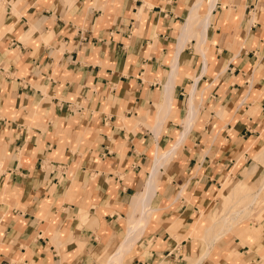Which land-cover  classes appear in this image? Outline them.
Masks as SVG:
<instances>
[{
  "label": "crops",
  "instance_id": "0c3cea01",
  "mask_svg": "<svg viewBox=\"0 0 264 264\" xmlns=\"http://www.w3.org/2000/svg\"><path fill=\"white\" fill-rule=\"evenodd\" d=\"M263 151L264 0H0V264H264Z\"/></svg>",
  "mask_w": 264,
  "mask_h": 264
},
{
  "label": "bare ground",
  "instance_id": "6f19581e",
  "mask_svg": "<svg viewBox=\"0 0 264 264\" xmlns=\"http://www.w3.org/2000/svg\"><path fill=\"white\" fill-rule=\"evenodd\" d=\"M168 155L171 156L169 153H168ZM260 158H261V160H264V151H263V153H261ZM257 193L258 192H256V194H254L253 199L250 198V197H252V194L250 192L243 193V194L236 193V194H238L237 196H240V200H245V199L248 200L247 203L246 204L244 203L243 209H240V210L237 207L239 201H234L233 203L229 204L227 206V208L225 209V211L223 212V214H221L218 219L214 220V222H213L214 224H213V228L212 229H219L220 232L221 231H227V230L233 228L234 226H236L237 224H239L240 222H242L244 220V218H247V216L244 215L245 216V217L243 216L244 218L239 219L240 213H243V212H246L247 214L250 213V211L252 210V206L254 204V201L257 199L256 198ZM150 202H151V200H150ZM137 229H138V224H134L133 227L129 231V235H128L126 241L123 243L122 246L120 245L121 248L118 251V253L111 259L110 263H107V264H121L122 257L124 255V253L130 247V242L132 241V238H131L132 237V233L137 231Z\"/></svg>",
  "mask_w": 264,
  "mask_h": 264
},
{
  "label": "rangeland",
  "instance_id": "374dc122",
  "mask_svg": "<svg viewBox=\"0 0 264 264\" xmlns=\"http://www.w3.org/2000/svg\"><path fill=\"white\" fill-rule=\"evenodd\" d=\"M241 206H243V205H240V207H241ZM218 218H219V217H217V218L215 217L214 220H215V219H218ZM214 220H213V221H214ZM131 242H132V241H131ZM133 242H134V240H133ZM130 246H131V243H130Z\"/></svg>",
  "mask_w": 264,
  "mask_h": 264
}]
</instances>
